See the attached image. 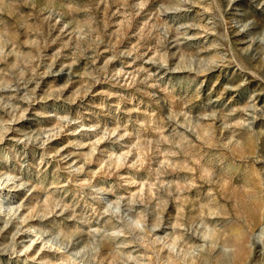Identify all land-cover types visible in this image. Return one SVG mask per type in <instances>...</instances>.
<instances>
[{"label": "rangeland", "instance_id": "1", "mask_svg": "<svg viewBox=\"0 0 264 264\" xmlns=\"http://www.w3.org/2000/svg\"><path fill=\"white\" fill-rule=\"evenodd\" d=\"M0 264H264V0H0Z\"/></svg>", "mask_w": 264, "mask_h": 264}]
</instances>
